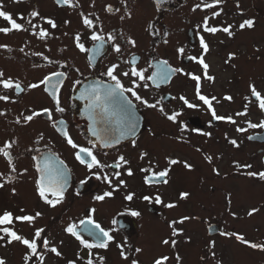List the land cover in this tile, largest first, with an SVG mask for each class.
<instances>
[{
    "label": "flooded vegetation",
    "instance_id": "1",
    "mask_svg": "<svg viewBox=\"0 0 264 264\" xmlns=\"http://www.w3.org/2000/svg\"><path fill=\"white\" fill-rule=\"evenodd\" d=\"M0 2L3 3L5 11L11 13L19 23L25 24L29 28L28 32H13L8 35L0 33V44H7L12 49L11 51H7L0 48V70L4 71L6 76H11L14 79L18 78L25 85L37 83L53 72H64L66 74L65 77L61 78L63 83L59 89L61 106L66 109L63 113L55 111L54 100L51 95L52 89L45 92L44 85L39 89L22 93L19 96L14 91L7 92L0 88V94L10 95L13 100L17 101V103L0 101V111L7 112L6 117H0V145L7 139H18V145L14 146L13 149V157L16 161L18 171L22 172L23 169L27 168L32 173L29 179L33 182V187L36 189L35 182L38 178V173L33 166L35 163L33 157L38 158L41 154L50 153L58 160L64 162V167L68 169V173L70 174V185L66 190L65 200L57 207L60 210H68L74 206H79V210L78 212L69 214V218L67 219L63 218L65 217L63 215L65 212L62 214L61 211L59 215L52 217L50 223L55 224L62 220V222H67L64 226L65 228L71 222L79 223L81 219L86 218L90 214L89 210L95 207L97 212L94 215V219L106 230L116 229V231L112 232L115 236V242L109 244L112 248L111 254H98V249H84L72 237V240L79 246L77 253L82 260L88 261L89 259H95L96 264H99L98 257L103 256L105 257L104 263L106 264L109 259H122L116 243H124L127 240L128 244L144 249L142 253L136 254L140 264H152L153 259L149 261L148 259L150 258H146L148 256L152 257V252H154L153 256L155 257L161 255L174 257L176 253L182 251L181 246L183 247L182 252L186 256V264H193L192 258L195 252L193 251L194 254H192L184 250L185 248L183 246L188 243L186 242L188 238L183 239L182 243L177 244L175 249L169 247L157 254L154 251V242L150 241V237L145 233V228H147V223L150 222L151 215H156L162 220L161 223L164 224L165 234L168 229V223L171 222L168 220V213L180 214L177 218L186 216L184 213L195 214V204L192 200V194H195V151L203 157L205 155H213L208 150H205L203 144L200 145V143L203 141L208 142L209 140H221L225 136L230 138L229 133L224 132L228 128L222 125L224 122L213 121L211 115H205V111L202 108L188 109L183 104L179 99L181 95L185 96L191 103L199 105V101L195 95V82L190 77L174 73L170 77V80L162 82L159 88L150 86L148 89H144L143 82L138 81L141 87L136 90L142 97L148 99L150 103H154L160 97H163L162 104L165 111L169 114L172 111H182L183 115L179 119L181 122L187 124V130L181 134L178 124H173L168 121L158 110L146 108L143 104L135 101L130 93H128L126 95L133 99L137 108L135 110V116L139 122V127L136 129V134L134 136H126L114 147L104 148L99 143L98 138L92 135L94 125L88 118L85 110L88 102L80 99V94L85 87L99 84H114L115 81H112L108 76L104 75L107 68L113 63L119 65L115 74L121 82L125 87H132V81L137 78L131 75L125 77L122 73L130 71L132 65L129 61H131L133 56L136 57L135 66L137 69H147L145 72L146 76L156 71V65L165 59L169 61L172 67H180L185 72L198 75L197 70L199 64L189 60L188 57L196 56L195 53L198 51L202 52L199 37L203 35L205 40L210 44L212 37L224 33L221 32L216 35L205 33L201 28H197V25L202 23L206 15L211 17L209 20L210 26L232 25L235 36L229 38L234 40L237 36H243V31L239 29V24L245 19H254L256 21L255 28H257L259 21L264 19V0H225L219 8L198 9L195 12L192 11V8L197 3H201L202 0H162L159 5L155 3V0H127L126 8L122 7V0H95L94 8L91 6L90 0H79L81 8L75 11L67 6H57L55 0H21L20 3H16L14 0H0ZM203 2L211 3L212 0H203ZM106 4H112L114 7L121 8V12L113 14L106 13L104 11ZM237 4H239V7H237ZM34 9H38L42 16L55 19L58 24V28L53 30L38 18L33 20V23L42 24L43 27L48 28L52 32V38L47 41H41L33 36L31 34V26L26 24L29 13ZM221 9L222 13L219 17H212L213 11H220ZM80 11H83L85 14L93 13L100 16L103 22L104 34L106 35L108 32L113 31L116 33L118 37L116 42L121 46V53H116L111 43L105 45L102 54L92 51L82 53L75 47L73 37L77 32L82 34L81 42L90 50L94 46H99L98 42L94 45V42L88 39L91 35V30L84 28L81 17L78 14ZM127 11L132 12V18L121 21L119 16ZM21 15L25 17V20L18 19ZM239 17H241L239 22H227V19L236 21ZM66 20L71 21V23L65 25L64 21ZM150 24L154 27L150 28ZM7 26H9L7 22L0 18V27ZM121 31L125 34L123 37L119 35ZM153 31L156 32V35L151 34ZM65 32L68 33L67 36L64 35ZM128 36L137 41L136 47L126 44V37ZM224 36L228 37L226 34ZM165 39L168 40L167 44L163 42ZM21 47L24 48L23 53L19 51ZM178 47L185 48L183 57L178 56L176 52ZM34 52L43 53L53 62L49 64L42 57L31 55ZM25 53H28V55H25ZM90 56L92 57L91 62L89 61ZM196 57L199 56L197 55ZM90 63L94 64L95 67H91ZM33 65H37V67ZM77 80L80 81L79 84L75 83ZM53 83H55V78L53 79ZM43 108H51L53 110L52 121L49 120L47 115H44L34 120L28 126L16 125L12 122L21 112L28 114V109L39 110ZM200 110L202 113H200ZM59 121H64V124H60ZM210 121L211 124L209 123ZM53 122L56 123L57 128H66L69 135L78 145L91 148L93 147V143H95L93 152L103 163H114L119 155H124L131 161V167L134 172L132 177L126 175L125 169L119 170L122 172L121 179L127 182L128 187H122L115 193L114 198L106 199L103 203L96 202L94 200L95 195L103 194L104 191L111 189L106 183L97 181L94 177L86 185L80 184V181L88 177L89 173L86 167L75 159L74 153L76 150L71 148L61 133L53 128ZM95 127L99 128L100 125H95ZM240 127L246 126L243 125ZM192 129H200L201 132H211L212 136L210 138L205 137L192 131ZM217 129L223 132H215ZM232 129H236V127ZM262 131L264 130H252L250 133L247 132L244 134L237 133L236 130L233 131L235 136L231 138L241 142V147L236 150L238 152L243 151V147L247 145V136L249 134ZM41 133L44 139L38 141L39 134ZM181 135L183 139H180ZM132 140L136 141L135 147L132 144ZM250 142L260 145L258 151H260L259 153H263L264 143ZM143 151H147L149 156L144 160H140L139 156ZM233 154L235 155H233V158L226 159L225 161L227 169L236 176L244 178V175L237 174L233 161L238 160L241 163L248 162L245 159L236 157V152H233ZM220 155V153L217 154V156ZM167 157L187 161L194 166V170L188 171L181 165L171 166V171L167 177L169 180L167 185L163 183H154L151 186L145 184L144 177L150 173H144L141 169L150 167L149 160H151V167L157 172L161 171L165 167H169L166 163ZM215 166L218 168V165ZM261 168L264 170V167ZM257 169L259 168L256 165L253 170ZM6 170V161L3 157H0V172H6ZM94 171L100 170L94 169ZM113 171L112 168H105L103 170V172L108 173L110 176ZM68 179L69 175L67 174ZM177 180L185 181L186 185L181 188H176L173 182ZM113 183H117L114 177ZM11 186L12 184L6 185L1 190L8 195V192L12 193ZM15 186L18 188V185ZM77 190L80 192L79 196L75 194ZM182 191L191 193V197L187 201L179 199V194ZM237 191L240 192L239 190ZM128 192L135 193V197L131 202L124 200V196ZM16 193L22 194L23 191H16ZM145 195L152 197L160 195L164 204L176 203L178 207L168 209L163 204H157L154 201H144L142 197ZM37 198L39 197L37 196ZM246 199L245 193L243 195L239 194L236 197L234 207L238 208L242 203L241 208L247 207L244 203ZM232 203H234L233 200ZM128 208L139 210L142 215L140 217H132L127 214L121 215ZM3 212L0 211V214ZM227 213H229L228 208ZM170 217L174 219L173 216ZM113 220H116L117 223L113 224ZM187 223L190 225L188 221L183 225H177V227L184 228V225ZM211 223H217L220 227V231L211 237H216L221 231L227 229H223L221 225V223L226 225L227 222L216 220ZM238 233L245 235L243 231H239ZM82 235L86 239H89L87 234L82 232ZM165 238L168 237H163L159 240L162 241ZM190 243H192V240ZM148 252H151V254L147 255ZM83 255H86V257ZM187 259L191 260L187 261ZM70 260H74L76 264L78 263L76 259ZM117 263L119 262L117 261ZM173 264H176V262Z\"/></svg>",
    "mask_w": 264,
    "mask_h": 264
},
{
    "label": "snow or ice",
    "instance_id": "2",
    "mask_svg": "<svg viewBox=\"0 0 264 264\" xmlns=\"http://www.w3.org/2000/svg\"><path fill=\"white\" fill-rule=\"evenodd\" d=\"M16 3H20L21 0H14ZM162 0H155V3L159 5ZM225 0H212L211 3L202 2L197 3L192 11L195 12L198 9L206 10V9H216L219 8ZM91 6L95 7V0H90ZM55 4L60 7L67 6L68 8L75 11L76 9L81 8L79 0H55ZM122 7H127V0H122ZM239 7V4H237ZM104 11L108 14L119 13L121 12V8L114 7L112 4H106L104 7ZM222 13V9L220 11H213L212 17H219ZM79 16L81 17V22L84 28L91 30V35L88 37L91 41L99 43V46H94L93 49H89L82 43V34L77 32L73 37V42L75 47L79 49L82 53H87L89 51L95 53H103V49L106 44L111 43L113 50L116 53H121V46L117 43V35L113 32H108L106 35L104 34L103 22L100 19L99 15H95L93 13L85 14L83 11H80ZM243 14V13H241ZM0 18L7 22L9 26L0 27V33L4 35H8L13 32H28L29 28L25 26V24L19 23L13 15L4 10V5L0 2ZM39 19L43 21L44 24H47L50 29H57L58 24L55 19L47 16H42L38 9H34L29 13V18L26 20V24L31 26V34L35 36L37 39L41 41H47L52 38V32L49 31L48 28L43 27L42 24L33 23V20ZM132 12L127 11L124 14L119 16L121 21L125 19H131ZM19 20H25L23 15L19 16ZM211 17L205 16L202 23L197 25V28H201L203 32L209 33L212 35H216L217 33H224L228 37H234L235 32L233 31L232 25L227 26H210L209 20ZM65 25H69L71 21H64ZM256 25V21L254 19H245L242 23L239 24V29L243 30H254ZM150 28H153V25H149ZM152 35H156V32L153 31ZM65 36L68 35L67 32L64 33ZM121 37L125 34L123 31L119 33ZM165 44L168 43V40L165 39L163 41ZM126 44L132 47H136L137 41L132 37H126ZM199 44L202 48L203 54L199 57L189 56L188 59L196 62L202 67V76L194 73L185 72L183 68L180 67H172L169 64L168 60H161L158 65H156L157 70L154 71L151 75L146 76L145 72L147 69H137L136 65V57L133 56L129 63L132 65L130 71H125L122 73L123 76L128 77L132 76L137 78L132 81V87H125V85L121 82L118 76L115 74L118 64L113 63L108 68L104 75L108 76L112 81H115L114 84H99L96 86L85 87L84 90L80 94V99L87 101L86 112L88 118L92 121L94 127L92 130V135L98 138V141L104 148L114 147L119 144L122 139L126 136H134L136 134V129L139 127V122L135 116V108L136 104L133 102V99L129 98L128 93H130L131 97L134 98L135 101L143 104L146 108L156 109L158 110L163 117H165L168 121L173 124L179 125V131L183 134L187 130V124L180 121V117L183 115L182 111H172L169 114L165 111V108L162 104L163 97L156 100L154 103H150L148 99L142 97L138 92L137 88L141 87L139 82H143V88L148 89L150 86H154L159 88L162 82H166L170 80V77L174 74H182L184 76L190 77L192 81L196 83V97L199 101L206 106V110L210 113L213 121H222L231 125H236V132L240 134L247 133L249 129H261L264 130V120L257 122H252L251 120L246 121V127H240L237 123V119L232 115H219L215 107L213 106V101L219 103L220 101L216 96H212L211 98L203 95L201 93V81L202 78L208 80L209 82H215V77L209 75L210 64L206 62L205 56L210 52V45L205 40L204 36L201 35L199 37ZM0 48L5 49L7 51H11L9 45L0 44ZM20 52H24V48L21 47L19 49ZM256 52L260 53L261 59H264V50L257 47L255 49ZM176 52L179 57H183L185 53L184 47H178ZM28 55V53H25ZM34 56H40L43 60L47 61L51 64L53 61L45 56L41 52L31 53ZM236 53L230 52L227 57L226 62H231L236 59ZM92 57H89V61L91 62ZM37 67V65H33ZM91 67H95L94 64L90 63ZM234 66V65H233ZM77 71H79L77 69ZM64 72H53L49 75L42 78L37 83H29L23 84L18 78H13L11 76H6L5 72L0 70V88L6 90L7 92H15L17 96L22 93H27L36 89L41 88L44 85V91L48 92L49 89H52L51 95L54 100L55 111L63 113L66 111L64 107L61 106V99L59 96V89L63 83L61 78L65 77ZM55 78V83H53V79ZM139 81V82H138ZM150 82V83H149ZM76 84H79L80 81H75ZM250 97L255 98L258 101V107L261 112H264V95H262L261 91L257 89L254 81L250 82L249 85ZM250 97H245V100L248 103L245 104L243 111H238L235 113V117H246L248 115V107L251 103ZM179 99L183 102V104L188 109H199L200 105L191 103L185 96L181 95ZM224 100L231 102L233 97L231 95H226L223 97ZM0 101L3 102H11L17 103L16 100H13L10 95L0 94ZM52 109L51 108H43V109H28V114L21 112L17 115L12 121L16 125L28 126L34 120L44 115H47L49 120L52 121ZM6 111H0V117H6ZM60 124H64V121H59ZM211 124V121L209 122ZM95 125H100L99 128L95 127ZM53 128L61 133V135L66 139V142L71 148L75 151L74 156L75 159L81 164L84 165L89 173L88 177L84 180L80 181L81 185H86L90 179L93 177L97 181H103L106 183L111 190L104 191L103 194L95 195L94 200L96 202L103 203L106 199L114 198V195L117 191H119L122 187L127 188V182L121 179L122 172L120 169H125L126 175L132 177L134 175L133 169L131 167V161H129L124 155H119L114 163L105 164L94 154L93 148L95 147V143H93V147H82L74 142L72 137L69 135L68 131L64 127L57 128L56 123L53 122ZM192 131L203 135L205 137H211V132H201L200 129H192ZM258 138V136H247L249 141ZM43 134H39L38 141L43 140ZM180 139H183L181 135ZM227 143L230 144L234 149H239L241 147V142H238L237 139L228 138L225 136ZM19 143L18 139H7L0 145V157L6 161L7 170L6 172H0V189H4L6 185L15 184L19 177L25 175L28 171L27 168L23 169L22 172L18 171L16 161L13 157V149L14 146H17ZM132 144L135 147L136 141L132 140ZM199 151V149H198ZM149 156L147 151L141 152L139 159L144 160ZM205 161L208 162L209 165H212V172L216 176H220V170L214 165V158L212 155H205ZM34 168L38 173V178L36 179V191L39 198L47 205L52 208H56L58 205L62 204L65 200V193L67 190V174L68 169L64 167V162L62 160H58L52 154H45L43 156L42 162L38 160L36 157H33ZM166 163L169 167H165L161 171H155L153 167H151V160H149L150 167L142 168L141 171L144 173H150L145 175L144 182L145 184L151 186L154 183H163L167 185L169 180L167 177L171 171V166L181 165L188 171H193L194 166L187 161H180L178 159H174L171 157L166 158ZM234 168L236 169L237 174L244 175L247 178H251L257 180L261 183H264V170H253L254 166L251 163H241L238 160L233 161ZM105 168H112L114 171L110 176L108 173L103 172ZM94 169H98L100 171H94ZM113 177L117 181V183H113ZM11 192L13 195L16 194V188L12 187ZM77 196L80 195L79 190L75 193ZM50 196L52 198H50ZM135 197L134 192H128L124 196V200L131 202ZM191 197V193L188 191H182L179 194V199L182 201H187ZM144 201L147 202H155L157 204H163L165 208L173 209L178 207L176 203H167L164 204L162 197L160 195H156L155 197L145 195L142 197ZM226 203L228 205V212L233 218H237V214L231 211L232 197L231 194H227ZM25 209H21V212H24ZM97 212L95 207L89 210V215L81 219L79 223L71 222L64 228V232L71 237L75 238L76 241L84 249H104L107 250L109 248V244L115 242V236L112 234V230H106L103 228L95 219L94 215ZM261 212V207H252L247 211L248 217H253L256 214ZM130 215L132 217H140L142 213L139 210L133 209H125L124 213L121 215ZM43 213L40 211H36L35 214H25V215H14L11 211L5 210L2 214H0V242L2 245L7 247L8 245L20 244L24 248V253L22 255L23 264H46V253L54 254L56 257H61L62 252L59 250L57 246H55L45 235V228H36L34 234L31 239L28 237L18 233L15 230L16 222H27L30 226H34L35 222L38 218H41ZM194 219L192 216H182L178 220H173L168 223V227L170 228V234L168 238H165L161 241L164 246H168L172 249H175L178 240L176 239L179 236L184 235V229L181 227H177V225H183L188 221ZM198 219V217H197ZM113 224H116L117 221L113 220ZM82 231L87 233L89 239H86L84 235H82ZM211 231V228H209ZM221 237L225 239H234L239 244L250 248L255 251L264 252V242L261 241H252L246 238V236L242 233H238L235 231H221L219 233ZM39 242V243H38ZM188 243L191 242V238L187 239ZM63 241H61V244ZM116 247L119 249L120 257L126 264H140L139 259L136 254H140L144 251L143 248L134 247L127 243L125 240L124 243H116ZM216 249V241L210 240L207 244V255L200 257V264H224L222 258L217 257ZM131 250V251H129ZM131 256V258H130ZM99 264H104L105 257H98ZM170 260H174L176 264H182V257L176 253L174 257H169L168 255L157 256L153 259L152 264H169ZM0 264H8L7 260L4 257H0ZM68 264H76L74 260L68 261ZM87 264H94L92 259H89Z\"/></svg>",
    "mask_w": 264,
    "mask_h": 264
},
{
    "label": "rangeland",
    "instance_id": "3",
    "mask_svg": "<svg viewBox=\"0 0 264 264\" xmlns=\"http://www.w3.org/2000/svg\"><path fill=\"white\" fill-rule=\"evenodd\" d=\"M240 20L241 17L237 18L236 21L227 19V22H239ZM242 33L243 36H237L234 40L225 37L224 34H218L212 37L209 44L211 50L205 56V60L210 64L209 75L215 77V82H209L202 78L201 93L210 98L212 96L218 98L219 103L213 101V106L217 114L225 116L232 115L237 119L239 126H247V120L257 123L264 120V112L260 111L258 101L250 97L248 87L249 83L254 81L257 89L264 95V59L259 58L260 53L255 51L257 47L264 50V19L259 21L257 28L254 30L249 31L246 29ZM230 52L236 53L237 58L231 62H226ZM195 54L196 56H201L203 53L198 51ZM202 71V67L199 65L197 70L198 75L202 76ZM226 95H231L233 100L231 102L224 100L223 97ZM245 97H250L251 99L248 107V115L246 117H235V113L243 111L245 104L248 103ZM199 105L205 111V115H210L206 110V106L201 101H199ZM200 113H202L201 110ZM222 125L228 128L224 132L229 133L230 138L235 136L233 132L235 129L232 128L236 127V125L225 122ZM252 130L249 129L248 132L250 133ZM255 130L260 131L261 129ZM215 132L222 133L223 131L217 129ZM201 144H203L205 150L213 154L214 165H218L221 175H214L212 165H209L204 157L195 151V194H192V200L195 204V214L184 213L187 216L194 217V219L189 221L190 225L188 223L184 225V235L177 237V244L182 243L183 239L191 238L192 243H187L183 246L185 248L184 250L192 254H194L193 251L195 252L192 258L193 264H200V257L207 255V244L210 240L216 241L215 251L217 257L222 258L224 264H264V252L252 250L239 243L238 245L234 239H225L220 235L211 237L213 234L209 235L208 233V224L216 220H221V222H227V226L221 223L223 229L227 228L224 231H243L247 239L264 242V183L247 178L246 176L244 178L236 176L234 173L228 171L229 169H227L225 162L226 159L233 158V152H236V157L245 159L246 162L252 163L254 167L257 165L259 170H262L261 167H264V151L263 153H259L260 145L253 144L248 139L247 145L243 147L242 152H238L232 148L224 137L217 141H203ZM219 153L221 155L217 156ZM31 174L30 171H27L25 175L19 177L15 184L18 185V188L13 184L11 186V188L15 187L17 192L22 190V194L16 193L13 195L8 192V195H6L0 189V211L8 210L14 215H34L36 211L43 213V216L38 218L34 226H30L27 222H16L14 227L18 233L29 239L32 238L36 228L42 227L46 229L45 235L47 238L62 252L61 257L46 253V264H68L69 259H76L77 264H87L88 261L82 260L77 253L79 250L77 243L72 240L70 235L64 232V226L67 222L60 220L55 224L50 223L52 217L59 215L61 211L62 214L65 212L63 214L65 217L63 218H69V214L78 212L79 206H74L68 210H60L58 207L52 208L45 204L40 198H37V191L33 187V182L29 179ZM173 184L176 188H181L186 185L185 181L182 180L174 181ZM227 193L231 194L232 200L234 201L231 204V209L235 206L236 197L239 194H246L247 199L244 203L247 207L241 208L242 203L240 207H234L232 209V212L237 213V218H233L227 213ZM252 207H261V212L250 218L246 213ZM21 209H25V211L21 212ZM168 214V220L170 221L179 219L177 216L180 214H174L172 212ZM170 216H173L174 219H171ZM161 222L162 220L159 217L151 215L150 222L147 223V228H145V233L150 237V241L154 242V251L157 254L169 248L168 246H164L161 240H159L163 237H169L171 231L165 224L168 229L164 234L165 227ZM61 241H63L62 244ZM0 245H2V242H0ZM180 248L183 251V247L181 246ZM182 251L178 252V254L182 257V264H186V256ZM23 253L24 248L20 244L8 245L7 247L0 246V257H4L8 264H23L21 259ZM97 253L109 255L112 253V248L109 245L107 250L98 249ZM150 254L151 252L147 253V255ZM151 255L152 257H146L150 258L148 259L149 261L155 258L153 256L154 252ZM116 260L120 264H126L122 259ZM116 260L109 259L106 264H119ZM190 260L187 259V261ZM93 262L96 264L95 259ZM174 262V260H170L171 264Z\"/></svg>",
    "mask_w": 264,
    "mask_h": 264
},
{
    "label": "water",
    "instance_id": "4",
    "mask_svg": "<svg viewBox=\"0 0 264 264\" xmlns=\"http://www.w3.org/2000/svg\"><path fill=\"white\" fill-rule=\"evenodd\" d=\"M96 86V85H94ZM252 136H258V138L254 139V141H261V142H264V132L263 133H259V134H255V135H252ZM45 154H41L37 159L40 160L42 162L43 160V156ZM69 185V179H68V184H67V187ZM209 228H211V231H209L210 234H213L215 232H217V225H211ZM83 232V231H82ZM84 233V232H83ZM87 234V233H85Z\"/></svg>",
    "mask_w": 264,
    "mask_h": 264
}]
</instances>
